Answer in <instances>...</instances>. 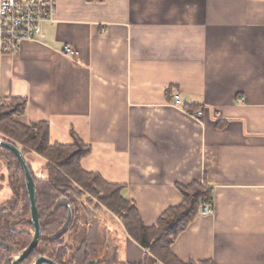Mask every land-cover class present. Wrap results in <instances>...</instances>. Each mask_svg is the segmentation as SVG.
I'll return each instance as SVG.
<instances>
[{
  "label": "crops",
  "instance_id": "obj_1",
  "mask_svg": "<svg viewBox=\"0 0 264 264\" xmlns=\"http://www.w3.org/2000/svg\"><path fill=\"white\" fill-rule=\"evenodd\" d=\"M42 32L0 54V101L25 99L20 121L47 123L50 143L75 133L82 167L124 186L148 226L180 187H211L213 213L172 245L181 261L264 264V0H57ZM108 228L122 264H156Z\"/></svg>",
  "mask_w": 264,
  "mask_h": 264
},
{
  "label": "trees",
  "instance_id": "obj_2",
  "mask_svg": "<svg viewBox=\"0 0 264 264\" xmlns=\"http://www.w3.org/2000/svg\"><path fill=\"white\" fill-rule=\"evenodd\" d=\"M11 98L13 101L19 102L18 111L22 116L25 113L27 101L16 97ZM0 124H3L1 127L4 133L2 139L18 147H20L19 144L34 146L38 154L44 156L49 154V157H45L51 163L60 169L66 168L64 173L53 166H46L45 170L48 176L44 179H38L33 174L28 162L38 189L37 202L40 210L42 237L32 256L21 264H31L33 257L37 255L55 257L62 264H86L83 248L94 243L95 232L100 222L107 224L106 219L98 215L102 208L106 213L117 217L122 222L129 236L154 256L156 264H215L211 260L183 262L172 252V245L177 237L199 216L202 203L213 201V189L208 185L193 184L180 187L183 195L182 202L168 208L155 224L148 226L144 223L135 203L123 195L124 186L108 183L98 173L88 172L82 167V159L87 157L91 150L75 133H72V144L55 143L51 145L47 123L20 124L8 119V116L6 117L4 114L0 118ZM23 153L26 156V153ZM3 157L12 161L7 163V166L11 168L10 166L14 165L12 170L17 175L16 178L26 188L25 174L17 158L10 151L0 147V160ZM75 185L79 186L81 191L95 197L99 205L97 204L93 208L87 205L85 201L80 204L77 203V199L74 197L79 198L83 194L78 193L77 190L79 189ZM14 187L16 192V184ZM25 188L24 194L27 196ZM71 193H74V197H72L73 195L69 197ZM63 196H68L73 204L74 219L65 234L53 239L51 235L62 227L68 216L66 206H61L53 211L56 201ZM12 221L10 213L1 216L0 237L6 240L5 242L16 243L20 249H23L31 242L33 236L28 203L23 218L18 219L16 223L19 229H25L21 231L11 230L9 225ZM60 245L61 247H59ZM105 250L106 264H122L119 261L117 246L114 247L113 251L109 247ZM10 256L11 251L0 246V264L8 262Z\"/></svg>",
  "mask_w": 264,
  "mask_h": 264
},
{
  "label": "built area",
  "instance_id": "obj_3",
  "mask_svg": "<svg viewBox=\"0 0 264 264\" xmlns=\"http://www.w3.org/2000/svg\"><path fill=\"white\" fill-rule=\"evenodd\" d=\"M56 10L57 0H0V54H16L24 42L36 40L43 34L42 25L55 19ZM63 52L72 57L78 53L69 46ZM173 100L174 106L195 119L204 114L202 109H185L178 93ZM213 211V201H204L198 215L207 217Z\"/></svg>",
  "mask_w": 264,
  "mask_h": 264
},
{
  "label": "flooded vegetation",
  "instance_id": "obj_4",
  "mask_svg": "<svg viewBox=\"0 0 264 264\" xmlns=\"http://www.w3.org/2000/svg\"><path fill=\"white\" fill-rule=\"evenodd\" d=\"M10 162H12V161L10 159H8L7 157H3V159L0 160V163H2L4 165V167L6 168V172H5L4 170H1V167H0V219H1V216H3L5 213L6 214L10 213V215H12V220L16 221L13 224L12 227H11V223L12 222L10 223V225H9L10 229L13 230V231H21V230H24L25 228L19 229L17 227L16 223H17L18 219H22L23 218L24 210H25L26 205L28 203L29 204V217H30V222L32 224V221H31V206H30V202H29L27 188H25L23 186L22 182L18 181V179L16 178L17 175L12 170L14 165L10 166L11 168H9L7 166V163L9 164ZM34 182H35V179H34ZM15 184L17 186L16 192H15V189H14L15 188L14 187ZM35 185H36V182H35ZM25 186H26V179H25ZM24 188L26 189L27 196L24 194ZM36 191H37V198H38L37 185H36ZM63 197H65V196H63ZM37 201H38V199H37ZM37 205H38V202H37ZM38 210H39V206H38ZM53 211H54V208H53ZM67 211H68V208H67ZM39 218H40V210H39ZM40 224H41V222H40ZM32 227H33V224H32ZM41 229H42V226H41ZM32 232H33V230H32ZM52 235H51V237H52ZM41 237H42V234H41ZM32 238H33V236H32ZM0 241L3 242V243L8 244L12 248V250H10L11 251V256L9 257L8 262H6L5 264H12V262L16 258V256H18V254L21 251H23L25 248H27L29 246V244L31 243L30 242L25 248L20 249L18 244L5 242L6 240H3L1 237H0ZM31 241H32V239H31ZM93 244H95V243H93ZM93 244L85 246L83 248V255H84L85 259H86V264H106L107 260H106V250H105V248L103 249L102 247L101 248L100 247H95V246H93ZM38 245H39V243H38ZM38 245L36 246V248L38 247ZM59 247H61V245ZM36 248L27 257V259L32 256V254L35 252ZM39 256H45V255H37V256L33 257L31 264H34L36 258L39 257ZM46 257H48V256H46ZM48 258H50V257H48ZM50 259L54 260L58 264H62L59 261H57L55 259V257H52Z\"/></svg>",
  "mask_w": 264,
  "mask_h": 264
},
{
  "label": "rangeland",
  "instance_id": "obj_5",
  "mask_svg": "<svg viewBox=\"0 0 264 264\" xmlns=\"http://www.w3.org/2000/svg\"><path fill=\"white\" fill-rule=\"evenodd\" d=\"M18 103H19L18 101H15V100L13 101L12 98L0 101V115L5 114L6 117L8 116V119H12L13 121H15L17 123L23 124L19 119L20 118V114H19L20 112L18 110L20 107L18 106ZM2 115L0 116V118L2 117ZM2 126H3V124H0V138L1 139H2V136H4V133L2 132V128H1ZM51 145H54V144L51 143ZM19 146H20L19 148L22 150V152L26 153V158L31 165L33 174L38 179H44L48 176V173L45 170V167L49 166V165L53 166L54 168L59 169L65 173L66 168L60 169L59 167H57L55 164L51 163L50 160H48L46 158V157H49V154H45V156H46L45 157L44 155L38 154L36 152L34 146H30V145L24 146L23 144H19ZM70 151L72 153V150H70ZM0 167H1V170H4L6 172V168L4 167V165L2 163H0ZM75 187H78V189H79V190H77V191H79L78 193L81 192V194H83V196L81 195V197L77 198V197H74V195H73L74 193L73 194L71 193V195L69 194V197H71L73 195L72 197L77 199V203L80 204L81 202L85 201L87 203V205H89L90 207H93V208L95 205H97V204L99 205V202L95 197H93L92 195H89L88 193H85V191L84 192L81 191L79 186L75 185ZM65 197H68V196H65ZM69 197H68V199H69ZM98 215L101 216L103 219H106V223H108V222L109 223L104 224L103 222H100V225L95 232L96 237L94 240L95 244H93V246L100 247V248L102 247L103 249L109 247V249L113 251L114 247L116 246L115 242L117 240L115 238V234L113 233L112 229L109 230L108 227H114V225H115V227H117V226L119 227V224L120 225H123V224H122V222L119 221V219L117 217L106 213L104 208H102L101 211L99 210ZM105 231H107V232H105Z\"/></svg>",
  "mask_w": 264,
  "mask_h": 264
},
{
  "label": "water",
  "instance_id": "obj_6",
  "mask_svg": "<svg viewBox=\"0 0 264 264\" xmlns=\"http://www.w3.org/2000/svg\"><path fill=\"white\" fill-rule=\"evenodd\" d=\"M0 147L10 151L18 159L22 169L24 170L25 179H26V188H27V193H28L29 202L31 206V221L34 227L32 241L29 244V246L25 248L23 251H21L12 262V264H21L22 261L27 259V257L34 251V249L36 248V246L38 245L41 239V234H42L40 218H39V210H38V205H37L36 185L34 182V177L31 172L30 166L28 164V160L26 156L24 155V153L22 152V150L18 146L4 139H0ZM61 206H66L68 208V216H67L65 223L62 225V227L58 229L52 235L51 238L53 239H56L62 236L64 233H66L68 229L70 228L73 218H74L73 205L68 198L60 197L56 201L54 211L57 210ZM15 222L16 221H12L11 227L13 226ZM0 245L6 249L12 250L11 246H9L6 243H3L0 241ZM34 264H58V263L46 256H39L36 258Z\"/></svg>",
  "mask_w": 264,
  "mask_h": 264
}]
</instances>
